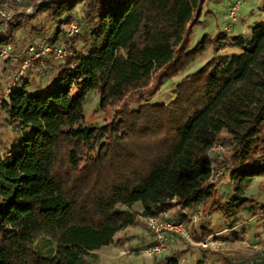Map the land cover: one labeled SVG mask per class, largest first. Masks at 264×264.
I'll return each instance as SVG.
<instances>
[{
  "label": "trees",
  "instance_id": "trees-1",
  "mask_svg": "<svg viewBox=\"0 0 264 264\" xmlns=\"http://www.w3.org/2000/svg\"><path fill=\"white\" fill-rule=\"evenodd\" d=\"M209 1L41 0L32 13L0 18V49L26 54L44 40L71 51L32 62L40 84L30 65L14 77L17 65L0 59V264H97L96 251L138 216L172 208L184 222L200 206L229 227L242 212L264 227V198L246 192L264 176V19L190 46ZM71 19L80 30L66 37ZM168 82L171 97L155 99ZM88 91L112 108L101 123L86 122ZM217 142L228 149L217 162L226 197L205 163Z\"/></svg>",
  "mask_w": 264,
  "mask_h": 264
},
{
  "label": "rangeland",
  "instance_id": "rangeland-1",
  "mask_svg": "<svg viewBox=\"0 0 264 264\" xmlns=\"http://www.w3.org/2000/svg\"><path fill=\"white\" fill-rule=\"evenodd\" d=\"M39 1L41 0H4L0 3V13L5 16L0 14V18L4 23L13 13H32ZM235 1L211 0L206 3L204 9H208L209 12L203 13L201 22L193 27L190 46L199 41L204 34H213L218 30L229 31L232 34L247 33L249 25L254 20L264 19V0H239L238 14L233 20L229 21L226 19V11L228 5ZM38 15L42 17V14ZM2 49H6L8 54L19 53L11 51L7 46L2 47ZM234 51L237 50L233 49ZM211 56L209 49L203 51L189 66L186 73L197 70ZM0 59H2L1 56ZM19 60L20 62L17 63ZM19 60L14 63L9 61L11 64L17 65L16 73L20 69L21 59ZM43 64L41 68L44 67ZM35 67L34 63L29 66L31 72L35 75L32 81L40 84L43 80L36 75ZM27 68L28 66L25 69ZM25 69L22 75L26 73ZM16 73L13 72L12 75L15 77ZM172 80L176 81L177 79L174 78ZM173 86L174 82H168L154 98L161 101L171 97ZM84 115L86 122L101 123L112 115V108L102 109L99 97L92 91H88L84 104ZM227 153L226 144L217 142L205 154V163L212 167V180L220 186V192L223 197L228 195V192L222 186L224 168L223 166H218L217 162L225 157ZM246 192L256 200L263 202L264 176L257 177ZM132 209L140 210V202H135ZM177 210V208H172L167 211L166 215L173 217ZM255 210L256 212L258 211V209ZM184 214H186L187 220L185 223L189 233L195 232V235L199 237L198 239L191 236V241H185L175 236L172 244L168 245L163 253L156 256H148L143 251L145 248L143 242L148 237V228L146 229L144 217L138 216L136 224L128 226L116 234L113 244L102 246L96 251L97 264H156L154 261H159V257L166 253L177 257L179 264H191L196 258H203L209 264H225V260L249 263L251 260L264 258V227L261 224L263 218L259 216L248 217L245 212H242L241 218H239L236 225L229 227L228 218L224 219L222 215L209 211L206 207L203 209L200 206H196L189 211L185 210ZM207 222L208 224H205ZM202 225L205 226L203 227ZM203 228L208 229V231L204 237H201ZM199 242H205V245Z\"/></svg>",
  "mask_w": 264,
  "mask_h": 264
},
{
  "label": "built area",
  "instance_id": "built-area-1",
  "mask_svg": "<svg viewBox=\"0 0 264 264\" xmlns=\"http://www.w3.org/2000/svg\"><path fill=\"white\" fill-rule=\"evenodd\" d=\"M238 4L239 0H236L228 7L226 11V19L229 21L233 20L238 14ZM0 14L3 15L2 13ZM64 27L66 37H71L80 30L74 19L69 20ZM70 53L71 51L67 45L61 41L47 43L44 40L30 45L26 54H8L6 49H0V56L2 58H8L12 63L21 59L20 69L15 76L22 73V71L33 61L40 60L44 56L50 54L54 59L61 60ZM212 147H214V145ZM144 222L148 230L151 232V241L143 250L148 256H156L163 253L167 248L168 242L175 236L185 241H191V235L189 233L188 227L186 226L187 224L182 220L171 219L167 215H156L145 216ZM200 244L205 245V242H201Z\"/></svg>",
  "mask_w": 264,
  "mask_h": 264
},
{
  "label": "crops",
  "instance_id": "crops-1",
  "mask_svg": "<svg viewBox=\"0 0 264 264\" xmlns=\"http://www.w3.org/2000/svg\"><path fill=\"white\" fill-rule=\"evenodd\" d=\"M166 213L167 212H163L162 214H164V215H166ZM146 229H147V227H146ZM147 238L146 239H144V242H143V245H145L144 247H146L149 243H150V241H151V233L148 231V229H147ZM174 241V239L172 238L169 242H168V244H167V246L168 245H170V244H172V242ZM143 247V248H144ZM111 252H112V250H110ZM113 253V252H112ZM167 255H170V254H168V253H166ZM177 258V257H176ZM178 259V258H177ZM192 260V259H191ZM154 263H156V264H162V262L159 260V261H154ZM193 263V262H192ZM191 263V264H192Z\"/></svg>",
  "mask_w": 264,
  "mask_h": 264
}]
</instances>
